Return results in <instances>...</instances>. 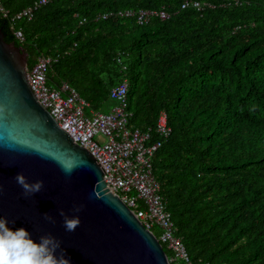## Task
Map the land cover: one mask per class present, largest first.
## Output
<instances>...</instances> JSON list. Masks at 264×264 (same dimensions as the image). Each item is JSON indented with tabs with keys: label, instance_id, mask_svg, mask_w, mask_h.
Masks as SVG:
<instances>
[{
	"label": "trees",
	"instance_id": "1",
	"mask_svg": "<svg viewBox=\"0 0 264 264\" xmlns=\"http://www.w3.org/2000/svg\"><path fill=\"white\" fill-rule=\"evenodd\" d=\"M0 1V28L28 66L52 56L50 85L69 81L109 111L127 78L128 125L162 141L153 172L193 263L264 264V0H48L17 21L36 0ZM140 9L169 17L139 23Z\"/></svg>",
	"mask_w": 264,
	"mask_h": 264
},
{
	"label": "water",
	"instance_id": "2",
	"mask_svg": "<svg viewBox=\"0 0 264 264\" xmlns=\"http://www.w3.org/2000/svg\"><path fill=\"white\" fill-rule=\"evenodd\" d=\"M28 62L25 48L0 28V216L37 240L55 236L57 254L72 264H172L158 235L108 187L95 155L41 103ZM17 172L43 180L42 188L25 194ZM76 215L81 223L68 230L65 216Z\"/></svg>",
	"mask_w": 264,
	"mask_h": 264
},
{
	"label": "built area",
	"instance_id": "3",
	"mask_svg": "<svg viewBox=\"0 0 264 264\" xmlns=\"http://www.w3.org/2000/svg\"><path fill=\"white\" fill-rule=\"evenodd\" d=\"M47 2L48 0H36L10 17L14 21L30 19L35 9ZM192 3L197 8L202 6L198 0H185L182 7ZM0 11L6 16L9 14V10L4 8L1 1ZM126 13L134 14V11L128 10ZM157 14L162 18L169 17V13L163 9H140L137 12L138 22L147 23L152 15ZM14 33L18 39L24 40L22 27H17ZM52 60L51 55H40L32 66L28 67L31 88L41 103L50 110L59 124L71 133L75 141L87 147L103 165L104 179L108 187L120 194L148 228L160 229V241L166 243L173 251V255L169 256L171 262L180 260L183 264H195L181 237L175 233L171 213L153 172L152 158L162 141H152L153 137L149 131L128 125L131 111L128 109L127 78L112 88L111 98L114 105L111 110L88 112L90 101L69 81L55 85L48 83V70ZM157 129L164 136L171 131L165 111L160 115Z\"/></svg>",
	"mask_w": 264,
	"mask_h": 264
},
{
	"label": "clouds",
	"instance_id": "4",
	"mask_svg": "<svg viewBox=\"0 0 264 264\" xmlns=\"http://www.w3.org/2000/svg\"><path fill=\"white\" fill-rule=\"evenodd\" d=\"M65 171L70 172L71 169L66 168ZM16 180L25 194L38 192L44 183L43 180L29 181L23 172L16 173ZM48 218L52 219L51 216ZM64 223L68 230H75L81 218L79 215L65 216ZM58 248L60 241L55 236L46 234L37 240L29 228L12 227L6 216H0V264H72L68 256L57 254Z\"/></svg>",
	"mask_w": 264,
	"mask_h": 264
},
{
	"label": "crops",
	"instance_id": "5",
	"mask_svg": "<svg viewBox=\"0 0 264 264\" xmlns=\"http://www.w3.org/2000/svg\"><path fill=\"white\" fill-rule=\"evenodd\" d=\"M84 97V96H83ZM93 110H97V109H95L94 107H92L91 105H90V107H88L87 108V111L88 112H92ZM103 111V110H102Z\"/></svg>",
	"mask_w": 264,
	"mask_h": 264
}]
</instances>
